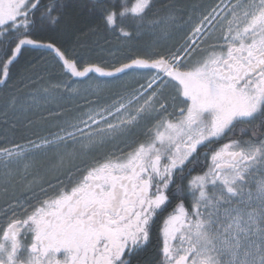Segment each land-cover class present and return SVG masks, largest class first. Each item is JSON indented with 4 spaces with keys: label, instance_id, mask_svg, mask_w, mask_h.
Masks as SVG:
<instances>
[{
    "label": "snow or ice",
    "instance_id": "6c2138e0",
    "mask_svg": "<svg viewBox=\"0 0 264 264\" xmlns=\"http://www.w3.org/2000/svg\"><path fill=\"white\" fill-rule=\"evenodd\" d=\"M0 122V264H264V0H0Z\"/></svg>",
    "mask_w": 264,
    "mask_h": 264
},
{
    "label": "trees",
    "instance_id": "16d2710c",
    "mask_svg": "<svg viewBox=\"0 0 264 264\" xmlns=\"http://www.w3.org/2000/svg\"><path fill=\"white\" fill-rule=\"evenodd\" d=\"M182 3L191 5L195 3L207 2V0H181ZM87 31V28H85ZM107 38L109 41L108 43L104 42V38ZM74 39V38H73ZM87 44L93 45L94 42L99 41L106 49L115 50L116 47L119 45V41L116 40L114 36H110L109 34L105 33L102 29H100L98 34H91L89 33L87 36L83 37ZM153 37L151 35L142 34L138 37H135L131 41H127V45L131 48H144L151 43ZM126 50V49H125ZM78 52L84 51L83 48L77 49ZM119 55V53H117ZM34 55V53H33ZM106 59H112V57L108 56L107 53H104ZM47 129L46 125L37 124L34 126L32 131H39L41 134ZM32 131L27 130L24 126L20 123L17 124L16 128H12L11 124H4L0 122V146H9L10 142H23L25 136L32 135ZM157 247L155 243V236L153 238V242L149 245L147 253L145 254L147 259L155 261L158 259L157 256Z\"/></svg>",
    "mask_w": 264,
    "mask_h": 264
},
{
    "label": "flooded vegetation",
    "instance_id": "af4514ba",
    "mask_svg": "<svg viewBox=\"0 0 264 264\" xmlns=\"http://www.w3.org/2000/svg\"><path fill=\"white\" fill-rule=\"evenodd\" d=\"M154 238V237H153Z\"/></svg>",
    "mask_w": 264,
    "mask_h": 264
}]
</instances>
